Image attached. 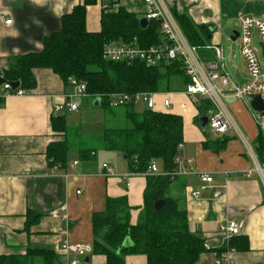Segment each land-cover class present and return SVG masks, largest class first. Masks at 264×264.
I'll use <instances>...</instances> for the list:
<instances>
[{
  "label": "crops",
  "instance_id": "obj_1",
  "mask_svg": "<svg viewBox=\"0 0 264 264\" xmlns=\"http://www.w3.org/2000/svg\"><path fill=\"white\" fill-rule=\"evenodd\" d=\"M83 3L84 0H0V71L4 73L17 57L40 52L44 38L60 30L63 15ZM104 6L112 11L124 7L140 19L148 11L142 0H96L87 7L88 31L101 30ZM3 13L13 20L11 25L6 24ZM185 13L196 25L209 31L210 44L203 54L200 52L202 58L207 61L210 55L209 60H215L216 49L221 50L224 71L234 83L243 84L247 70L241 49L237 53L227 42L239 30L241 15L264 16V0H200ZM231 22L238 28L229 29ZM227 46L230 53L225 55L223 50ZM34 75L36 88L26 90L25 96L13 95L0 102V255L22 256L25 264H46L41 256L25 257L29 250L39 249L52 252L53 264H69L73 260H78V264H107L104 255L93 252L79 257L64 253L61 246L68 240L93 247V217L105 211L108 199L125 198L130 207V222L136 224L150 175L131 171L126 155L98 146L90 148L94 155L84 159L79 154L81 148L75 146L67 156L66 166L51 164L47 158L48 146L71 138L73 129L67 116L81 111L86 99L93 108L102 107L101 103L95 105L97 98L88 96L78 100V111L55 113V107L64 104V95L73 91L72 88L51 70L37 69ZM182 76L183 89L155 93L153 111L174 114L183 120L184 142L180 146L183 155L176 163L177 174L172 176L167 195L187 212L190 232L201 235L213 246L195 264H216L219 259L221 264H264V184L257 174L247 179L241 173L252 168L253 162L237 134L220 135L207 127L211 131L208 135L202 130L199 106L202 101L211 102L203 98L196 101L189 96L185 91L187 80ZM167 99L171 101L169 108L164 105ZM139 105L143 108L137 110ZM127 107L138 113L147 110L143 104ZM226 108L258 155L256 147L259 131L264 129V115L255 117L250 102L243 99H229ZM112 109L118 117L103 112V133L108 126L127 122L125 110ZM58 115H66L65 135L52 128V116ZM103 133L92 134L91 141L97 144ZM75 162H78L76 166ZM157 162L159 173L151 176L168 175L161 161ZM103 164L113 169L112 175L105 174ZM200 174L212 176L213 182H203ZM193 192H200V197H193ZM231 220L242 225V233L235 240H246L247 250L222 246L218 231ZM124 260L125 264H148L145 255H127Z\"/></svg>",
  "mask_w": 264,
  "mask_h": 264
},
{
  "label": "trees",
  "instance_id": "obj_2",
  "mask_svg": "<svg viewBox=\"0 0 264 264\" xmlns=\"http://www.w3.org/2000/svg\"><path fill=\"white\" fill-rule=\"evenodd\" d=\"M95 3L96 0H84L83 4L63 15L60 30L44 38L40 52L14 59L4 72L6 80L20 82L22 89L29 90L36 88L34 71L37 69L51 70L66 84L70 78H76L87 83L88 94L100 99L106 114L118 117L117 111L109 105L112 94L156 93L161 80L169 79L172 74L185 76L179 63L150 68L140 62L128 65L106 61L103 48L109 42L130 43L138 36L143 48L157 45L161 41L160 23L151 20L143 30L141 19L120 7L117 11L104 10L101 30L90 32L86 25L87 7ZM177 20L191 44L203 54L210 44L209 33L205 34L208 29L202 30L186 13L177 15ZM207 57L211 59L210 55ZM124 109L127 122L121 126H108L98 139V146L126 155L133 172H147L151 162L157 160L169 174L149 176L144 206L136 224L130 222V207L125 198L107 200L105 211L95 213L93 217V252L104 255L107 264H125L127 255H145L148 264H195L205 251V241L201 235L190 232L187 212L167 195L172 182L170 174L177 166L176 158L180 156V146L184 142L182 117L153 110L138 113L130 107ZM210 109L211 104L202 101L200 118L207 116ZM51 123L59 135L66 134V115L52 116ZM73 147L69 139L53 142L47 148V158L51 164L66 166ZM256 148L259 162L264 165V129L259 131ZM79 154L83 159L87 158L92 149L81 148ZM160 200L165 204L156 211L155 203ZM236 237L232 238L228 249L247 250L248 242L243 239L239 242ZM35 256L43 257L46 264H53L52 252L31 249L25 257ZM24 261L22 256L0 255V264H25Z\"/></svg>",
  "mask_w": 264,
  "mask_h": 264
},
{
  "label": "built area",
  "instance_id": "obj_3",
  "mask_svg": "<svg viewBox=\"0 0 264 264\" xmlns=\"http://www.w3.org/2000/svg\"><path fill=\"white\" fill-rule=\"evenodd\" d=\"M148 8L145 18L158 21L160 23L159 35L161 41L157 45L143 48L139 44L138 36H134L130 43L109 42L103 48V58L106 61L114 63H125L128 65L136 62L143 63L150 68H162L179 63L184 70L187 80L186 93L194 100L203 98L212 104L211 111L208 113L209 122L207 127L220 135L235 133L245 143L248 155L250 156L253 167L243 170L241 173L247 179L258 175L264 184V165L259 162V158L254 148L244 139L236 124L230 118L226 105L229 99H243L250 102L253 96H261L264 100V65L261 59V48L256 45L264 43V16L257 17L253 15H241L239 17L240 28L239 37L236 42L239 44L241 53L245 60L247 79L243 84L234 83L229 75L224 71L220 60L222 52L219 49L215 51V60H207L200 55V49L189 41L183 29L181 28L177 15L183 14L187 9L196 6L200 0H142ZM105 11H109L104 6ZM8 13H3L6 18V24L11 25L13 20L8 18ZM257 38V42H255ZM208 48V47H207ZM69 87L73 91L64 95L65 102L55 107V113L76 112L79 109L78 100L82 97L90 96L88 86L85 81L76 78L68 80ZM0 102L9 96H25L28 91L22 89H13L7 83L0 87ZM156 95L151 92H138L134 94L118 93L109 96V105L111 108H121L130 105L143 104L147 110H156ZM166 108H169L171 101H164ZM94 155V153H92ZM180 162V156H177L176 163ZM78 162H75L76 166ZM105 174L112 175L113 169L108 164H103ZM147 173L156 175L159 173V166L156 160L148 166ZM176 171L170 175L175 176ZM205 183H212L213 177L207 174L199 175ZM127 186H130L128 183ZM80 194V191L77 192ZM192 196L200 197V192H193ZM242 233L240 222L231 220L221 226L218 234L222 237V246L229 248L233 237ZM206 251L212 250L213 246L209 242H204ZM64 253L74 254L79 257H85L93 253V247L85 243H71L66 240L61 246ZM219 259L216 264H221ZM69 264H78V260H73Z\"/></svg>",
  "mask_w": 264,
  "mask_h": 264
},
{
  "label": "rangeland",
  "instance_id": "obj_4",
  "mask_svg": "<svg viewBox=\"0 0 264 264\" xmlns=\"http://www.w3.org/2000/svg\"><path fill=\"white\" fill-rule=\"evenodd\" d=\"M235 29L238 28V26L235 24V22H231L230 23V27L229 29ZM227 45L230 46H234L235 50L237 51V53L240 52V48L239 45L234 42H232L231 40L229 42H227ZM259 47V44H256ZM224 53L225 55L230 53V47L227 46L226 48H224ZM261 59H262V63L264 65V59L262 57V53H261ZM170 79H163L160 81L159 83V90L160 91H165L167 89L172 90V91H177L180 89H183L184 87V80H183V76L180 74H172L171 76H169ZM96 98V97H94ZM86 99V98H85ZM88 99L84 100L82 107H81V111L73 114V115H68L67 116V122L71 125V129L72 133H71V138L69 139L70 142L72 143V145L77 146L79 148H95V146L97 147L98 145L95 142H92V134H97L98 133H103V125L101 124L104 121V116H103V108H93L91 106V104H89V102L87 101ZM91 102V101H90ZM142 105H139L137 110L142 109ZM120 111L125 110L124 108H120ZM255 117L257 114L254 113ZM123 125V124H121ZM78 129H76V128ZM78 132V135H76V133L74 131ZM211 131L208 129L206 130V134H210ZM81 136V137H80ZM90 137V138H89ZM100 147V146H98ZM161 164V163H160Z\"/></svg>",
  "mask_w": 264,
  "mask_h": 264
},
{
  "label": "water",
  "instance_id": "obj_5",
  "mask_svg": "<svg viewBox=\"0 0 264 264\" xmlns=\"http://www.w3.org/2000/svg\"><path fill=\"white\" fill-rule=\"evenodd\" d=\"M149 25V20L146 19V18H142L140 20V26L141 28L144 30L148 27ZM202 30H205V26L201 27ZM209 31L208 30H205V34H208ZM239 37V32L238 30L234 31V36H232V41L233 42H236V40L238 39ZM210 38V37H209ZM260 45V48L262 50V57L264 59V43H261L259 44ZM9 83L13 89H18L21 87V83L20 82H9L6 80L5 76H4V73L0 71V87H2L3 85ZM95 105L97 106H100V99L97 98L96 101H95ZM250 107L252 108V110H254L255 112L257 113H264V100L261 96H253L250 100ZM208 122H209V117L208 116H202L200 118V123H201V127H202V130L203 131H206L207 129V125H208ZM183 155V152L182 150L180 151V156ZM165 204V201L164 200H160V201H157L155 203V210L156 211H160L162 209V207L164 206Z\"/></svg>",
  "mask_w": 264,
  "mask_h": 264
}]
</instances>
